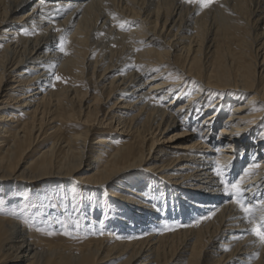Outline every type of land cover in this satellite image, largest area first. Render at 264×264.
Instances as JSON below:
<instances>
[{
  "label": "bare ground",
  "instance_id": "obj_1",
  "mask_svg": "<svg viewBox=\"0 0 264 264\" xmlns=\"http://www.w3.org/2000/svg\"><path fill=\"white\" fill-rule=\"evenodd\" d=\"M238 178L259 224L264 0H0V264H264Z\"/></svg>",
  "mask_w": 264,
  "mask_h": 264
},
{
  "label": "rangeland",
  "instance_id": "obj_2",
  "mask_svg": "<svg viewBox=\"0 0 264 264\" xmlns=\"http://www.w3.org/2000/svg\"><path fill=\"white\" fill-rule=\"evenodd\" d=\"M60 77H61V79L59 81H57V80H55V81L59 82V83H65L66 84L67 83L66 78L64 79V77H62V75ZM91 82H92L91 85H93L94 81L91 80ZM83 86H85V87L88 86L89 87L88 84H86V85L83 84ZM116 101H117L116 99H111L110 101H108L110 104L105 103L104 107H108L109 108V106L113 105ZM173 131H175V130L169 131L168 133L165 134V136H170L173 133ZM111 133H113L112 135L117 134V133H115V131L111 132ZM147 171H148L147 169L146 170H141L140 172H137V173H134L132 175L124 177L123 180H121V181L115 180L117 182H115L114 185L115 184L120 185L119 183H122V184L126 185V184L129 183V181L133 180L134 178H135L134 180H138V182L144 181L143 180V175ZM66 178L68 179L66 183L63 184V182H59L58 181L59 183L53 184L51 186L52 189L49 190V193L52 192L51 200L53 202V207L57 208V204H55V201H53V198L56 195V199L59 200V202H61L62 206H64L65 208L69 206L68 205V201H70L71 202L70 203V209L73 210L74 213L77 210L78 204H81L82 202H84V205H86V208L89 209L87 215L91 216L92 215V212H91L92 210L94 212L97 211L98 213L99 212L104 213L103 209H105V206L107 204V199L105 197L106 196V191L105 190H103V192H101L100 190H98L97 192H93V191L88 190V188L87 189H85V188L80 189L82 184L78 180V178L75 179V177H73V176L72 177L69 176V177H66ZM144 178L145 179L151 178V173H150V176L148 175V176H145ZM68 195H69V197H67ZM66 198H68V199L66 200ZM38 206L39 207L35 211L36 212L35 214H40L41 215V214H43L42 212H40L43 209L42 204H40ZM76 221H77V227L76 228H78V232H74L73 228H69V229H66V230L63 229L62 231L58 232L57 230L55 231L54 229H52L51 227H48V226H45L43 228L40 227L38 229H40L42 232L47 233L51 237H53V235H62L64 238H66L68 240L69 239L70 240H72V239L73 240H77L79 238L77 236H74V235H76L79 232H80L79 234H83L84 222H82L80 218H76ZM39 222L42 223V221H39ZM42 229H44V230L46 229V230L44 231ZM70 230H71V232H70ZM79 230H81L82 232L79 231Z\"/></svg>",
  "mask_w": 264,
  "mask_h": 264
},
{
  "label": "snow or ice",
  "instance_id": "obj_3",
  "mask_svg": "<svg viewBox=\"0 0 264 264\" xmlns=\"http://www.w3.org/2000/svg\"><path fill=\"white\" fill-rule=\"evenodd\" d=\"M183 2L189 5H198L201 9H206L214 2V0H183ZM57 31H59V29H57ZM64 43V40H61L59 50L67 54L65 52ZM60 79V76H55V80L59 81ZM251 167L258 168L259 165L253 164ZM244 174L248 175L247 172H245ZM216 175H222L219 169H217ZM221 183L223 184V193L228 195L230 198L234 197L231 202L236 204L239 207L240 211L248 219L249 223L254 225V227L252 228L253 234L259 238L261 243H264V201H261L259 203L258 212L260 223L257 224L256 211H254L253 205L246 204L242 198V193L245 191V189L242 188L240 179L238 178L234 182H229L228 180H221Z\"/></svg>",
  "mask_w": 264,
  "mask_h": 264
}]
</instances>
